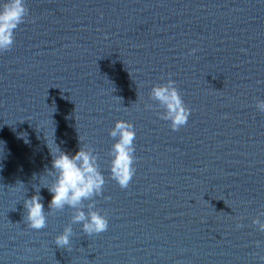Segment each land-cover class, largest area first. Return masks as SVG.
Here are the masks:
<instances>
[{"label": "water", "instance_id": "1", "mask_svg": "<svg viewBox=\"0 0 264 264\" xmlns=\"http://www.w3.org/2000/svg\"><path fill=\"white\" fill-rule=\"evenodd\" d=\"M25 2L0 52V264H264V0ZM169 78L190 109L178 131L149 96ZM116 120L136 132L126 189L109 172ZM55 144L92 147L105 177L108 228L72 224L70 250L54 238L72 209L23 220L35 189L48 212Z\"/></svg>", "mask_w": 264, "mask_h": 264}, {"label": "clouds", "instance_id": "2", "mask_svg": "<svg viewBox=\"0 0 264 264\" xmlns=\"http://www.w3.org/2000/svg\"><path fill=\"white\" fill-rule=\"evenodd\" d=\"M28 14L25 0H5L0 3V52L12 48L15 30L25 22ZM194 51L195 49L190 50L189 54ZM149 96L163 109L159 117L169 122L171 130L178 131L187 124L190 109L185 106L174 80L169 78L165 83L153 85ZM255 107L259 112L264 113V100H258ZM109 136L115 141L108 153L110 178L121 189H126L136 171L134 167L136 132L132 123L116 120L114 126L109 129ZM50 154L51 170H46V173L52 177V180L45 187L51 193L48 212L46 213L42 203L40 189H35L36 194L23 200L25 209L23 220L29 228L40 230L47 227V215L50 212L63 211L66 207L72 209L71 223L54 238L57 248L70 250L72 224L79 223L82 232L86 235L99 234L108 228L106 216L94 210V198L102 194L105 177L100 171L95 150L88 145L80 144L79 150L72 155L61 151L56 145L55 152L50 150ZM86 201L88 203H85ZM260 215L264 216V212ZM252 223L264 233V222L254 218ZM240 227L242 225L237 222V228ZM259 259L264 261V256H260Z\"/></svg>", "mask_w": 264, "mask_h": 264}]
</instances>
